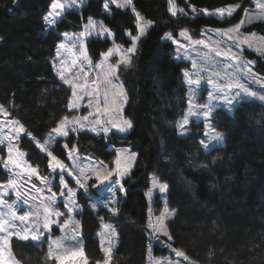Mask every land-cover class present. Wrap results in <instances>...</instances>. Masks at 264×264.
Returning a JSON list of instances; mask_svg holds the SVG:
<instances>
[{"label": "trees", "instance_id": "1", "mask_svg": "<svg viewBox=\"0 0 264 264\" xmlns=\"http://www.w3.org/2000/svg\"><path fill=\"white\" fill-rule=\"evenodd\" d=\"M189 1L199 8L211 9L236 3L245 6L250 2ZM51 2L0 0V89L6 95L3 104L10 99L19 106L17 111L10 110V117L23 124L27 136L20 139L21 148L29 152L30 160L36 165H39L36 158L42 159L43 164L46 159L35 141H43L67 113L69 93L54 77L51 66L61 33L80 29L89 17L102 19L115 40L123 45L130 43L126 32H135V18L129 9L111 7V13L105 14L101 2L95 0H89L79 12L67 11L64 19L47 31L43 17ZM133 5L153 22L140 40L132 64L122 72L128 96L124 113L132 120L133 128L126 135L115 134L108 139L88 133L68 139L82 153L95 155L107 163L113 161L115 153L110 144L115 148L128 146L138 155L124 181L126 197L117 215H110L104 209L95 213L81 201L88 264L103 260L97 235L101 215L105 220H113L120 233L112 264H145L150 236L145 193L152 173L169 184V202L178 211L168 224L175 247L201 263L210 254L214 260L220 259L221 264H264V106L244 102L232 116L218 111L213 125L225 133L227 142L210 152H205L199 142L202 125L191 128V135L180 136L174 124L187 107L183 74L187 64L177 61L174 45L163 40L169 31L176 35L188 28L196 34L202 26L228 27L241 18L243 9L230 18L217 20L172 17L168 0H133ZM110 44L108 39L90 40L88 52L98 59ZM256 70L264 73V62L259 60ZM2 99L0 95V102ZM55 153L61 155L60 146L55 148ZM5 179L6 173L0 170V184ZM222 212L227 215L221 219ZM224 223L226 228L222 229L226 233H220ZM233 223L237 224V231H232ZM154 245L158 254L169 251L167 246ZM221 250L224 252L219 254ZM13 251L22 264H28L24 252L38 255L37 264H51L46 251L31 242L14 240Z\"/></svg>", "mask_w": 264, "mask_h": 264}, {"label": "rangeland", "instance_id": "2", "mask_svg": "<svg viewBox=\"0 0 264 264\" xmlns=\"http://www.w3.org/2000/svg\"><path fill=\"white\" fill-rule=\"evenodd\" d=\"M88 1L84 0L83 4L78 7L67 8L57 18V23L64 19L67 11H81ZM95 1H98L99 4L101 2L102 12L109 14L103 8L104 0ZM179 1L174 0L176 15L173 16L169 12L172 17L186 16L190 19L205 17L224 20L232 17L240 8L243 9L241 18L228 27L202 26L196 34L190 29L184 28L176 35L170 31L166 32L165 34H170L171 38H167L165 34L163 36L164 41L174 45V58L187 64V68L183 70L187 107L183 111L184 115L175 122L174 126L179 128L178 134L183 137L192 134L191 128L197 127L198 124L202 125L203 130L201 131L203 132L199 142L205 152H210L216 147L224 146L227 142L225 133L213 125V117L218 111L232 116L237 107L244 102L258 103L264 106V100L259 99L260 96H264V73L256 70L259 60L264 62V8L258 7V4H264V0H249V5L245 6L236 3L212 9L199 8L189 0ZM235 5H239V7L231 16L222 17L216 14L218 9H227ZM109 7L111 13V7L116 6L110 4ZM125 9L132 12L131 7ZM179 9H184V12H180ZM51 10L49 6L45 15ZM204 10L210 14H204ZM136 11L140 13L144 21H151L145 18L139 10L136 9ZM246 13L247 16L252 17L251 22H248ZM132 14L135 18V32H126L127 38L130 40L129 45H123L116 41L112 31L110 36L107 33L100 36L97 34L98 27L95 31L90 27L86 28L88 20L83 23L80 29L61 33L55 53L51 58V66L54 77L65 87L69 95L66 101L67 113L61 117L54 128L60 127L61 121L67 117L68 121L65 122L64 130L68 131V135H58L52 132L53 128L43 141H35L39 153L46 159L44 164L41 163L42 159L38 160L37 158L35 160L39 165L34 164L30 160L29 152L21 148L20 139L25 130L18 132V125L11 123L17 119L0 113V140H3V143H0V170L6 173V179L3 180L0 187V248L4 250L0 262L14 264L13 260L16 258L22 264L13 251V241L15 240L17 243L25 241L15 235H10L19 233L20 235L38 236L39 239L35 243L31 240L26 243L31 242L38 249L45 250L47 257H49L48 253L51 249L52 256L49 257L51 264H88L86 253L83 252V233L81 232L80 215H78L82 209L81 201L85 202L95 213L104 209L110 215H117L119 205L125 200L127 183L125 184L124 181L135 166L137 153L128 146L117 149L111 146L115 151L114 158L111 163H107L95 155L82 153L78 145L69 143L68 139L82 133L108 139L111 135H125L132 130L133 122L124 113L128 96L122 80V72L132 64L139 50V42L146 35L141 36L137 41L136 52L132 57L131 64L122 63L123 55L132 46L131 37L127 33L130 32L132 36L139 35L136 17L133 12ZM93 20L98 25L102 22L107 27L102 19L93 18ZM242 20L245 21L243 24H241ZM57 23L52 27L46 25V30L54 29ZM236 25H240L238 32ZM65 33L68 35L65 36ZM82 33L83 35H81ZM97 39L110 40V46L102 53H107L109 49H112L111 56H102L101 53L98 59H93L88 52V42ZM245 39L247 43L244 42ZM61 44L64 45L63 48L59 47ZM116 46H120L118 51ZM61 73L64 77L63 80L60 78ZM64 80H70L72 84L76 85L75 89L64 83ZM82 85H86V87H82ZM73 91L76 93L75 96H73ZM248 92L254 93L255 97L249 96ZM0 95L3 98L0 104H3L6 97L4 90L0 89ZM124 96H126V100ZM70 103L75 107L69 109ZM3 105L10 114L11 109L16 111L19 109L14 100L9 99L7 104ZM189 111L195 115H189ZM206 112H209L207 118L203 115ZM185 116L188 118V124L181 129L179 125ZM85 117H87L86 120ZM126 121L131 123L130 128L127 127ZM121 127L126 130L119 131ZM106 129L107 131H105ZM181 132L184 134H180ZM217 132L222 134V140L214 139ZM28 136L33 138L29 134ZM45 141L48 143L45 144ZM201 141L204 143L202 144ZM40 145H44L46 150H42ZM57 146L61 148L60 156L55 153ZM10 147L12 148L11 152H9ZM48 151L56 158L55 160L48 155ZM69 153H71V159ZM132 154H135L134 159H132ZM118 157L119 165L117 164ZM58 161L61 163H57ZM5 162H7V168ZM33 168L36 169V172L32 171ZM61 177L67 184V188L61 184ZM153 178L158 181L156 187H153ZM180 179L182 181V176ZM81 184L84 187H81ZM159 184H166L168 186L166 191L161 192ZM184 184L187 185V183ZM69 190L74 191L75 195L72 196ZM169 190V184L162 181L159 175L155 173L150 175L149 187L145 193L148 203L147 228L150 230L147 248H145V264H221L220 259L214 260L213 255L210 254L208 258L204 257L206 261L201 263L191 259L183 249L174 246L175 243L168 224L172 218L178 215V211L170 205ZM113 209L116 210L113 211ZM57 212L61 215L57 216ZM224 215L227 214L222 212L220 218L225 217ZM20 217H24V219L21 220ZM99 220L98 237L103 260L97 264H105L106 261L107 264H112L113 252L119 243L120 233L113 220H105L103 215ZM22 222L26 223L25 226ZM45 224H48L47 228L44 227ZM106 225L111 227H106ZM62 226L65 228L64 235L70 236L74 241L72 243L78 247L79 253L71 261L65 260L68 258L67 256L61 258L56 255L60 251L62 237L56 236L55 228L63 229ZM236 226L237 224L233 223L232 231H237ZM222 228H226L225 223L222 224L219 232L226 233V230ZM112 229H115V235H113ZM187 237L193 241V236L188 235ZM1 242L9 244L10 249H6ZM153 243L159 244L162 248L167 246L169 251L158 254L155 252ZM109 248L111 249L110 253L106 251ZM178 251L183 252L184 256L177 255ZM11 252L13 260L9 259ZM223 252L224 250H221L219 254ZM197 254L200 255V252ZM22 255L28 264L39 263L36 261L38 256L36 254L24 252Z\"/></svg>", "mask_w": 264, "mask_h": 264}, {"label": "snow or ice", "instance_id": "3", "mask_svg": "<svg viewBox=\"0 0 264 264\" xmlns=\"http://www.w3.org/2000/svg\"><path fill=\"white\" fill-rule=\"evenodd\" d=\"M83 2H84V0H52V3L50 5L52 10L49 11L48 14L43 17V20H44L45 24L48 27L54 26L57 23V18H59L62 15V13L67 8L78 7L81 4H83ZM168 3H169V12H171L172 15L175 16L176 15V7H175V4H174V0H168ZM110 4L111 5H115L117 8H120V9H125V8L131 7L132 12L135 14V17H136V27H137V29L139 31V35L132 36L130 32L127 33L131 37L132 46L126 50L125 54L123 55L122 61H121L122 63H124L126 65H130L131 62H132V57L134 56V54L136 52L137 41H139L141 36L146 34L147 28H149L152 25L153 22L152 21H144V18L140 15V13L138 11H136L135 7L133 6V0H104L103 8H104L105 12H108L109 14H110V7H109ZM238 7H239V5H235V6L227 8V9L221 8V9L217 10L216 14H219L222 17L225 16V15L231 16L232 13ZM258 7L264 8V4H258ZM57 9H59V11H57ZM179 11L183 13L184 9H179ZM193 11L195 12V9H193ZM204 14L207 15V14H210V13H208L207 10H204ZM246 16H247V13H246ZM247 20H248V22H251L252 17L247 16ZM244 22L245 21L242 20L241 24H243ZM85 27L86 28L90 27L93 31H95L97 29V27H98L99 28V32L97 34L100 35V36H103L105 33H107L109 36L111 35V30L110 29L105 27L102 22H100L99 25H98V23L95 20H93L92 17L88 18V24ZM235 27H236V30L238 32L240 25H236ZM89 34H91V33H89ZM181 34L184 35V33H181ZM67 35L68 34L65 33V36H67ZM81 35H83V33ZM165 35H166L167 38H171L170 34H165ZM244 42L247 43V40L245 39ZM59 47L63 48L64 45L61 44ZM119 48H120V46H116L117 51L119 50ZM112 52H113V50L109 49L107 53H102V56H106V57L107 56H111ZM129 54H131V55H129ZM58 55H59V51H58ZM185 75L187 76V73H185ZM60 78L62 80L64 79L62 73L60 74ZM64 83L69 84L73 89H75V87H76V85L72 84V82L70 80H64ZM82 87H86V85H82ZM247 94L249 96L255 97V94L252 93V92H248ZM75 95H76V93H75V91H73V96H75ZM124 99L125 100L127 99L126 96H124ZM259 99L260 100H264V96H260ZM229 103H231V101H229ZM73 107H75V105L70 103L69 104V109H71ZM209 111H211V110H209ZM0 113H2L4 115H10V113L7 112V109L5 108V106L3 104H0ZM189 115H195V113H192L191 111H189ZM203 115H204L205 118H207L209 116V112L203 113ZM84 119L86 120L87 117H85ZM67 121H68V118L65 117L64 121H61V126L57 127V128H54L52 130V132L57 133L58 135L67 136L68 135V131L64 130V125H65V122H67ZM11 123L18 125V129H17L18 132H23L25 130L23 124H20L19 121H12ZM125 123L127 124L128 128L131 127V123L130 122L126 121ZM187 124H188V118H187V116H185L183 122L179 125V127L181 129H183L184 126L187 125ZM125 130H126L125 128H122V127L119 128V131H121V132H123ZM105 131H107V129ZM213 131H215V130L213 129ZM180 134L183 135L184 133L181 132ZM29 135H31V134H29ZM205 135H207V133H205ZM50 136H51V133H50ZM214 139L219 141V140L223 139V136H222V134L217 132L216 136L214 137ZM0 143H3V140H0ZM44 143L47 144L48 141H45ZM201 143L203 144L204 142L201 141ZM40 146H41L42 150H46L44 148V145H40ZM205 147L207 148V145H205ZM65 148H67V145H65ZM73 148H75V146H73ZM11 151H12V148L10 147L9 148V152H11ZM48 155L52 156V153L50 151H48ZM69 158L70 159L72 158L71 153H69ZM134 158H135V154H132V159H134ZM52 159L55 160L56 158L54 156H52ZM57 163H61V162L58 161ZM117 164L119 165V157L117 158ZM61 166L63 167L62 164H61ZM5 167L7 168V162H5ZM32 171L36 172V169L33 168ZM69 174L71 175V173H69ZM157 183H158L157 179L153 178V187H156ZM61 184L64 185L65 188H67V184H65V182L63 180V177H61ZM81 187H84V185L81 184ZM167 187L168 186L166 184H159V188H160L161 192L166 191ZM69 192L71 193L72 196L75 195L74 191L69 190ZM149 195H151L150 192H149ZM65 206L67 207V205H65ZM69 210L71 211V209H69ZM115 210L116 209H113V211H115ZM166 211H167V209H166ZM56 215L59 216V215H61V213L57 212ZM20 219L23 220L24 217H20ZM161 223H163L162 220H161ZM44 227L47 228L48 224H45ZM106 227H111V226H107L106 225ZM149 227H152V225H149ZM112 232H113V235H115V229H112ZM10 235H15L20 240L25 241V242H27L29 240L35 242V241H37L39 239V237L36 236V235H28V234L20 235L19 233H11ZM169 238L171 239V237H169ZM3 251L4 250L2 248H0V260H2V258H3ZM106 251L110 253L111 249L109 248ZM82 254L83 253L81 251V255ZM48 255H49V257L52 256L51 249L49 250ZM177 255L184 256V253L178 251ZM185 259H187V257H185ZM105 264H107V261L105 262Z\"/></svg>", "mask_w": 264, "mask_h": 264}, {"label": "crops", "instance_id": "4", "mask_svg": "<svg viewBox=\"0 0 264 264\" xmlns=\"http://www.w3.org/2000/svg\"><path fill=\"white\" fill-rule=\"evenodd\" d=\"M78 219H79V216H78ZM22 223H24V222H22ZM23 226H25V223H24ZM57 237H63V240H62V244H61L60 249H59L60 251L59 252L57 251L58 253L56 255L57 256H61V258H64V257L67 256L68 258L65 259L66 261L67 260H70V261L73 260L76 257V255L79 253L78 252V247H76L75 244L72 243L74 241L71 240L70 236H65L63 230L58 232ZM2 240H3V237H2ZM1 243H3L5 245L6 249H10V245L9 244H6L5 242H1ZM12 256H13V254L11 252V254L9 255V259L10 260L14 259V258H12ZM79 256H81V255H79ZM48 259H49V257H48ZM85 259H86V257H85ZM13 263L14 264H20L16 260V258H15V260H13ZM86 263H87V261H86ZM0 264H4V263L0 262Z\"/></svg>", "mask_w": 264, "mask_h": 264}]
</instances>
